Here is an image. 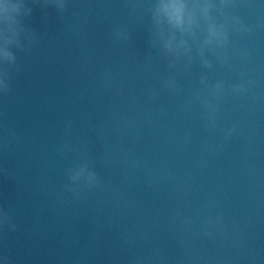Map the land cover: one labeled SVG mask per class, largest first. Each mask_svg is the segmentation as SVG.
<instances>
[{"label": "water", "instance_id": "water-1", "mask_svg": "<svg viewBox=\"0 0 264 264\" xmlns=\"http://www.w3.org/2000/svg\"><path fill=\"white\" fill-rule=\"evenodd\" d=\"M26 3L39 43L0 94V264H264V0H238L253 31L233 35L231 67L187 74L149 49L144 0ZM201 75L252 81L214 129L188 103ZM82 163L101 185L76 199Z\"/></svg>", "mask_w": 264, "mask_h": 264}, {"label": "clouds", "instance_id": "clouds-1", "mask_svg": "<svg viewBox=\"0 0 264 264\" xmlns=\"http://www.w3.org/2000/svg\"><path fill=\"white\" fill-rule=\"evenodd\" d=\"M35 2L41 3V10L52 6L64 13L68 8L67 0ZM144 4L149 17L146 25L148 47L161 55L169 71L174 73L183 71L187 74L197 62L203 69H212L213 61L231 67L229 48L233 44V35L243 37L251 35L253 31L237 14L238 0H144ZM32 14L33 8L28 6L26 0H0V94H10L11 74L20 70L16 51L30 52L33 45L39 43L36 31L24 22ZM115 38L129 39L121 31L115 33ZM251 83L243 79L236 84L218 80L210 85L207 76L201 75L199 84L202 87L193 90L188 103H199L204 109L203 118L208 122V127L214 129L221 101L228 94L239 96L247 93V85ZM164 85L174 92L180 91L175 75H169ZM12 137L17 139L15 133H12ZM67 175L70 183L64 186V191L70 192L76 199H79L82 191H91L101 185L98 174L87 163L69 168ZM10 221L9 212L0 208V226L9 225ZM12 228L15 230L14 225ZM205 234L211 235L207 231ZM4 264H9L6 257Z\"/></svg>", "mask_w": 264, "mask_h": 264}]
</instances>
